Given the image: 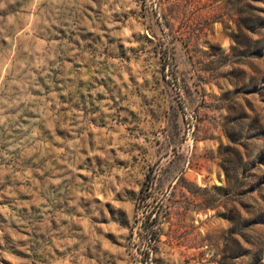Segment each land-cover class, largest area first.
I'll use <instances>...</instances> for the list:
<instances>
[{
    "label": "rangeland",
    "instance_id": "rangeland-1",
    "mask_svg": "<svg viewBox=\"0 0 264 264\" xmlns=\"http://www.w3.org/2000/svg\"><path fill=\"white\" fill-rule=\"evenodd\" d=\"M0 264H264V0H0Z\"/></svg>",
    "mask_w": 264,
    "mask_h": 264
},
{
    "label": "trees",
    "instance_id": "trees-1",
    "mask_svg": "<svg viewBox=\"0 0 264 264\" xmlns=\"http://www.w3.org/2000/svg\"><path fill=\"white\" fill-rule=\"evenodd\" d=\"M157 218H158V215L154 217V219H153V221H152V222H156V219H157ZM157 234H158V233H157V232H155V236H154V238H155V239H156V237H157V236H156Z\"/></svg>",
    "mask_w": 264,
    "mask_h": 264
}]
</instances>
